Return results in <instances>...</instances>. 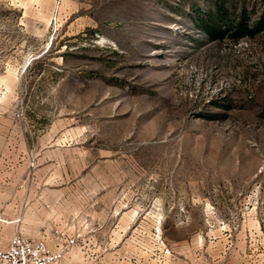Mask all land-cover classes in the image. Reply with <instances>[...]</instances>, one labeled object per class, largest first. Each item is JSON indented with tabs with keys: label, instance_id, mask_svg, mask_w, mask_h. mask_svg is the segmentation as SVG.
<instances>
[{
	"label": "rangeland",
	"instance_id": "374dc122",
	"mask_svg": "<svg viewBox=\"0 0 264 264\" xmlns=\"http://www.w3.org/2000/svg\"><path fill=\"white\" fill-rule=\"evenodd\" d=\"M215 8L261 30L211 39ZM14 234L74 238L58 264H264V0H0Z\"/></svg>",
	"mask_w": 264,
	"mask_h": 264
},
{
	"label": "built area",
	"instance_id": "2783aa9c",
	"mask_svg": "<svg viewBox=\"0 0 264 264\" xmlns=\"http://www.w3.org/2000/svg\"><path fill=\"white\" fill-rule=\"evenodd\" d=\"M74 240L71 237L51 248L43 240L14 234L0 247V264H58Z\"/></svg>",
	"mask_w": 264,
	"mask_h": 264
},
{
	"label": "trees",
	"instance_id": "16d2710c",
	"mask_svg": "<svg viewBox=\"0 0 264 264\" xmlns=\"http://www.w3.org/2000/svg\"><path fill=\"white\" fill-rule=\"evenodd\" d=\"M222 17V10L220 8H215V10L209 12L205 18L200 19V27L209 38L220 39L229 33L234 38H239L244 35H254L261 30L259 23L248 26L243 20L229 26L221 22Z\"/></svg>",
	"mask_w": 264,
	"mask_h": 264
},
{
	"label": "crops",
	"instance_id": "0c3cea01",
	"mask_svg": "<svg viewBox=\"0 0 264 264\" xmlns=\"http://www.w3.org/2000/svg\"><path fill=\"white\" fill-rule=\"evenodd\" d=\"M118 225H119V220H117V222H116L115 224L112 223V229H111L112 232H114V231H116V230L118 231V229H117V228H118Z\"/></svg>",
	"mask_w": 264,
	"mask_h": 264
}]
</instances>
